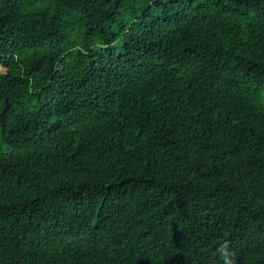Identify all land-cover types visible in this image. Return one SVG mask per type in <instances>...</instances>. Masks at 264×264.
Segmentation results:
<instances>
[{"label": "trees", "instance_id": "16d2710c", "mask_svg": "<svg viewBox=\"0 0 264 264\" xmlns=\"http://www.w3.org/2000/svg\"><path fill=\"white\" fill-rule=\"evenodd\" d=\"M0 66V264H264V0H0Z\"/></svg>", "mask_w": 264, "mask_h": 264}, {"label": "clouds", "instance_id": "9594fccd", "mask_svg": "<svg viewBox=\"0 0 264 264\" xmlns=\"http://www.w3.org/2000/svg\"><path fill=\"white\" fill-rule=\"evenodd\" d=\"M216 253L223 260V264H233L232 253L229 251L228 242H224L216 248Z\"/></svg>", "mask_w": 264, "mask_h": 264}, {"label": "rangeland", "instance_id": "374dc122", "mask_svg": "<svg viewBox=\"0 0 264 264\" xmlns=\"http://www.w3.org/2000/svg\"><path fill=\"white\" fill-rule=\"evenodd\" d=\"M167 1V0H165ZM118 44H120V41H118ZM1 68V66H0ZM3 103L0 102V112L2 109ZM8 144L7 142L3 139L2 134H1V124H0V152L7 151L8 150Z\"/></svg>", "mask_w": 264, "mask_h": 264}]
</instances>
